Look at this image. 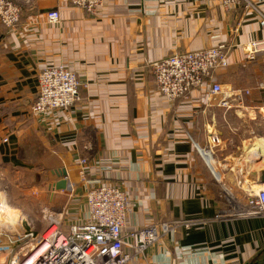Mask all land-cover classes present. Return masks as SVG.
Segmentation results:
<instances>
[{
  "label": "crops",
  "instance_id": "0c3cea01",
  "mask_svg": "<svg viewBox=\"0 0 264 264\" xmlns=\"http://www.w3.org/2000/svg\"><path fill=\"white\" fill-rule=\"evenodd\" d=\"M12 1L22 17L13 28L0 21V198L19 210V228L42 230L47 211L65 226L84 223L87 192L111 183L132 201L125 236L156 222H192L131 264H264V215H248L231 199L264 186V54L246 61L241 47L264 37L257 12L227 10L220 0H105L91 16L70 0ZM254 1L264 13V0ZM53 9L59 23L45 18ZM219 45L229 48L230 65L216 79L250 91L242 108L211 104L203 88L174 102L157 91L152 62ZM59 64L86 83L79 102L32 112L40 72ZM212 135L221 139V180L199 151Z\"/></svg>",
  "mask_w": 264,
  "mask_h": 264
},
{
  "label": "built area",
  "instance_id": "2783aa9c",
  "mask_svg": "<svg viewBox=\"0 0 264 264\" xmlns=\"http://www.w3.org/2000/svg\"><path fill=\"white\" fill-rule=\"evenodd\" d=\"M70 2L91 16H98L105 5V0ZM220 3L227 10L240 7L245 11H256L264 28V13L254 0H220ZM21 17L20 5L12 0H0V21L4 26H17ZM45 18L49 23H59L62 17L59 9H53L46 13ZM241 47L245 60L255 61L264 54V37L243 43ZM229 52L226 45H219L195 51H176L152 62L150 66L157 91L174 102L193 90L203 88L211 104L227 108L237 105L242 108L245 95L250 91L226 89L216 79V72L230 65ZM85 87L86 83H82L77 73L66 65L47 67L39 74L38 96L32 105V112L70 109L79 102L80 92ZM220 142L218 135H212L208 147L199 148L218 180L222 179V172L216 166L219 163L215 158V146ZM87 162V158L81 159L82 164ZM245 199V206L239 200H235L234 205L248 215H264V186L249 192ZM86 202L88 219L84 223L65 226L60 214L47 211L43 214L45 225L38 232L33 228L18 231L1 229L0 264H131L135 255L143 253L167 231L179 225L192 224L190 220L156 222L125 236L123 229L133 211V205L120 186L111 183L94 186L87 192ZM16 224L19 227L22 225ZM10 226L14 228V225Z\"/></svg>",
  "mask_w": 264,
  "mask_h": 264
},
{
  "label": "rangeland",
  "instance_id": "374dc122",
  "mask_svg": "<svg viewBox=\"0 0 264 264\" xmlns=\"http://www.w3.org/2000/svg\"><path fill=\"white\" fill-rule=\"evenodd\" d=\"M238 108H240V107H237V109ZM248 110H252L251 108H249ZM257 111H260L259 109H257ZM260 116H262V115H259L258 113L256 114V116H255V122L258 124L259 123V121H260ZM247 197V196H246ZM231 199H233L234 201L235 200H239V201H241L240 203L243 205V206H245V204L244 203H246V201H247V199H245V200H243L242 198H240L239 196H237V197H235L234 195H232L231 196ZM0 203H1V210H0V212H3V215H4V217L7 215V212H8V210H7V208H5L6 206H5V204L7 205V203H5V201H4V198H0ZM243 206H241V207H243ZM240 207V206H239ZM3 208V209H2ZM6 210H7V212H6ZM9 213H12V215L13 216H15V217H12V218H10V214H9V216H6V218H4V217H2V216H0L1 218H0V229H5V228H7L8 230H11V231H18V230H20V228H19V226H18V224H16V223H19V215H17L19 212H17V214H16V212H14V211H9ZM20 214V213H19ZM1 215V214H0ZM17 217V218H16ZM12 220V221H11ZM13 223H15L14 224V228H13V226H10V225H13ZM12 228V229H11ZM36 232H38V231H36ZM7 240H8V238L7 237H5Z\"/></svg>",
  "mask_w": 264,
  "mask_h": 264
},
{
  "label": "water",
  "instance_id": "95a60500",
  "mask_svg": "<svg viewBox=\"0 0 264 264\" xmlns=\"http://www.w3.org/2000/svg\"><path fill=\"white\" fill-rule=\"evenodd\" d=\"M252 158L255 159V160H261V159H262V155H261V153H259V152H253V153H252ZM238 169L244 171V161H243V159H241V160L239 161ZM59 175L66 176V175H67L66 170L63 169V170L61 171V173H59ZM258 182H259V184H264V170H262V171L259 173ZM66 187H67V181H66V180H60V181L57 183V188H58V189H65Z\"/></svg>",
  "mask_w": 264,
  "mask_h": 264
},
{
  "label": "bare ground",
  "instance_id": "6f19581e",
  "mask_svg": "<svg viewBox=\"0 0 264 264\" xmlns=\"http://www.w3.org/2000/svg\"><path fill=\"white\" fill-rule=\"evenodd\" d=\"M260 151V150H259ZM206 157L207 158H210V155L209 154H206ZM252 158V157H251ZM252 160H254V159H252ZM256 161V160H255ZM3 209V208H2ZM0 210H1V208H0ZM7 210H8V212H7ZM7 210H6V212H7V215L6 216H9V214H10V218H12V217H15V216H13L12 215V213H9V211H13L11 208H9V207H7ZM4 212V211H3ZM3 212H0V216H2V217H4V215H3ZM14 212H16V214H17V212H19V211H17V210H15ZM17 215H19V213L17 214ZM6 216L4 217V218H6ZM19 217V216H18ZM1 218V217H0ZM17 218V217H16ZM12 221V220H11ZM15 223H13V225H14Z\"/></svg>",
  "mask_w": 264,
  "mask_h": 264
}]
</instances>
